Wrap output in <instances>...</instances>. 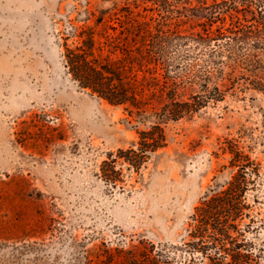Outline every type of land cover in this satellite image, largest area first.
I'll return each instance as SVG.
<instances>
[{
  "label": "rangeland",
  "instance_id": "374dc122",
  "mask_svg": "<svg viewBox=\"0 0 264 264\" xmlns=\"http://www.w3.org/2000/svg\"><path fill=\"white\" fill-rule=\"evenodd\" d=\"M167 1L0 0V264H124L142 243L189 241L196 206L235 171L232 143L260 164L239 227L252 263L264 264V92L222 88L223 100L167 125L168 146L139 173L124 165L117 183L102 176L111 153L138 142V122L72 79L64 37L98 17L118 33L160 15L185 33L202 31L210 25L198 8L222 0ZM235 14L237 25L252 18ZM185 49L202 69L206 51ZM171 256L190 260L181 250Z\"/></svg>",
  "mask_w": 264,
  "mask_h": 264
},
{
  "label": "trees",
  "instance_id": "16d2710c",
  "mask_svg": "<svg viewBox=\"0 0 264 264\" xmlns=\"http://www.w3.org/2000/svg\"><path fill=\"white\" fill-rule=\"evenodd\" d=\"M200 7V16L210 26L197 32L185 33L160 15L162 19L151 18L152 22L134 19L119 33L103 17L93 26H71L66 33L62 57L72 79L109 104L123 107L138 122V142L103 162L101 173L107 182L120 181L124 165L139 173L168 146L167 125L223 100L222 88L264 92V0H222ZM232 10L250 11L252 18L244 16L246 22L237 25L241 18ZM222 13L231 20L229 26ZM217 20L222 23L213 28ZM71 38L75 41L69 43ZM188 47L206 51L202 69ZM230 152L235 171L220 190L196 206L190 240L181 245L142 243L127 252L124 264H177L171 254L180 250L190 255L187 264H199L196 252L202 255V264H253L239 226L249 216L246 196L261 175L260 164L237 144L232 143Z\"/></svg>",
  "mask_w": 264,
  "mask_h": 264
}]
</instances>
